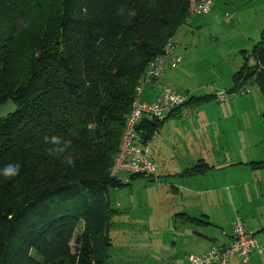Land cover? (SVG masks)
I'll return each mask as SVG.
<instances>
[{"label": "trees", "instance_id": "obj_1", "mask_svg": "<svg viewBox=\"0 0 264 264\" xmlns=\"http://www.w3.org/2000/svg\"><path fill=\"white\" fill-rule=\"evenodd\" d=\"M189 6L0 0V105H15L0 116V169L22 164L12 179L0 174V264H105L119 211L109 189L143 175H111L135 87L188 21ZM243 59L230 90L253 83L264 95V34ZM164 118L143 116L135 143L147 145ZM208 168L200 163L181 175Z\"/></svg>", "mask_w": 264, "mask_h": 264}, {"label": "crops", "instance_id": "obj_2", "mask_svg": "<svg viewBox=\"0 0 264 264\" xmlns=\"http://www.w3.org/2000/svg\"><path fill=\"white\" fill-rule=\"evenodd\" d=\"M217 2L219 3L218 0ZM227 2L234 5L233 11H229L230 8L227 7L223 9V13L229 12L232 15L231 20L225 21L219 17L220 15H211L208 20L200 21L201 15L191 16L186 23L177 28L171 38L176 43L174 40L182 28L192 33L196 29H201L209 20L214 23L223 22L226 28L236 19L238 29L241 30L236 46L242 63L236 66L235 72L229 73L227 87H220L222 81L215 83L216 78H210L209 82L202 80L195 86L189 85L186 51L177 50L176 52L182 56L181 66L173 68L174 70L170 69L160 79L145 84L140 96L142 101H153L159 95L160 87L168 85L186 98L181 106L165 112L161 127L147 143L156 170L151 178L146 175L145 177L149 182L157 183L163 188L168 184L169 192L165 194L178 201L177 207H170L171 211L164 216L165 220L171 219L170 225H164L167 226L164 230L167 231L169 239L159 237L160 233L155 239V245L159 248L162 243L167 253L160 255L159 249L157 253L154 251L153 255L157 260L167 264H182L188 254L201 255L217 243L228 244L232 226L229 233H223L218 240L198 228L213 225L211 216L218 210L224 216L231 214L232 218L239 214L242 221L245 216L246 221H243V224L246 230L253 235L258 244L264 246V153L255 154L234 149L231 142L227 144L224 140L223 143L224 136H214V131L211 134L207 133L209 126L213 129L212 125L216 120H220L222 113L231 112L233 105L218 102L214 97L215 92L219 90L218 88L235 87L232 77L244 63L243 51H249L264 34V0H223V4ZM220 7L222 6L215 10L220 12ZM249 7L261 19L255 22L253 29L245 21L244 11ZM251 30L254 31L250 32ZM183 43L186 44L185 40L181 41V44ZM203 96L209 98L196 101ZM212 103L223 104L226 108L219 109V113L216 107L210 106ZM207 107L213 109L212 114L207 113L209 109ZM200 163L209 166L204 173L181 175L185 170ZM139 176H133L129 184ZM223 205L228 206V210ZM229 264H264V249L261 252H253L247 261L233 256Z\"/></svg>", "mask_w": 264, "mask_h": 264}, {"label": "rangeland", "instance_id": "obj_3", "mask_svg": "<svg viewBox=\"0 0 264 264\" xmlns=\"http://www.w3.org/2000/svg\"><path fill=\"white\" fill-rule=\"evenodd\" d=\"M218 1L219 3L214 0L213 4L212 0L211 13L204 14L205 16L201 15L199 17L200 21L208 20L211 15L223 17L225 15L223 9L227 7L230 8L229 11H233L232 6L234 5L231 2L223 4V0ZM218 6H222L220 12L224 15L215 10ZM244 12L246 23L253 29L255 22L261 20L258 17L259 15H256L251 7ZM226 14H229V12H226ZM223 24V22L214 23L209 20V22L203 24L201 29L189 33L182 28L176 36V40H174L177 43L176 51H186L187 64H189L188 69H186L189 72L187 82L189 85L195 86L202 80L209 82L210 78H216L215 83L222 81L220 87H227L229 73L231 71L235 72L236 66L241 65L242 57L236 46L241 31L238 29L237 20L234 19L230 27L225 28ZM182 40H185V45L184 43L181 44ZM181 51L180 54H182ZM179 56L182 58L181 55ZM223 81H226V83H223ZM249 88L250 90L246 94L238 95L228 103H224L228 106L233 104L231 105V112L222 113L220 120H216L214 123L215 127L212 125L213 129H211V126H209L207 133L211 134L214 131V136H224L222 137L223 143L224 140L227 144L231 142L234 149L260 154L264 153V116H262L264 114V95H262L256 84L252 83ZM225 105L212 103L210 106L216 107L219 111V109H225ZM207 108H209L207 113L212 114L213 109L211 107ZM14 109V103L8 100L0 105V116L7 115ZM124 181H127V179L124 178ZM161 187L157 183L149 182L145 175H140L138 178L131 180L129 185L109 189L111 206L119 209V211L113 214L111 225L108 228L112 245L105 256V264H167V262L157 260L153 255L154 251L157 253L159 249L160 255H166L167 253V249L163 248L162 243L159 248L155 245V239L158 233H160L159 237L169 239L167 231L164 230V227L167 226L164 225H170L171 219L165 220L164 216H167V213L171 211L170 207H177L178 201L174 197L170 198L165 194L169 192L167 189L169 188L168 184L164 185L162 190ZM258 191L260 192V189ZM225 205L223 206L228 210V206ZM232 220L231 214L224 216L218 210L211 216L213 225L198 228L218 240L223 236V233H229ZM243 221H246L245 216H243ZM159 226H162L161 229ZM216 245L220 244L217 243Z\"/></svg>", "mask_w": 264, "mask_h": 264}, {"label": "built area", "instance_id": "obj_4", "mask_svg": "<svg viewBox=\"0 0 264 264\" xmlns=\"http://www.w3.org/2000/svg\"><path fill=\"white\" fill-rule=\"evenodd\" d=\"M212 0H193L190 2L188 19L195 15H204L210 12ZM225 21L232 18L231 14L221 17ZM181 63V57L176 53V44L168 40L162 51L155 56L144 69L139 82L135 87V96L128 113L119 145L111 170L112 176L121 174H155V164L151 150L147 145L135 143V127L143 116L164 118L167 110L174 109L185 102V96L170 86H161L157 98L153 101L140 99L143 87L147 83L160 79L165 72ZM249 60V64H252ZM251 84L240 86L234 90L219 89L215 92L218 102H228L238 95L246 94ZM264 246L257 243L253 235L248 232L239 214H235L232 221V232L228 244L213 245L201 255L188 254L182 264H229L231 257L247 261L253 252H261Z\"/></svg>", "mask_w": 264, "mask_h": 264}, {"label": "clouds", "instance_id": "obj_5", "mask_svg": "<svg viewBox=\"0 0 264 264\" xmlns=\"http://www.w3.org/2000/svg\"><path fill=\"white\" fill-rule=\"evenodd\" d=\"M49 139H51L53 143H56L57 141H59L60 136L52 135L49 137L48 135H44L43 141H47ZM21 167L22 164L20 163H16V162L8 163L2 169H0V174L3 175L5 180L12 179L19 174Z\"/></svg>", "mask_w": 264, "mask_h": 264}]
</instances>
